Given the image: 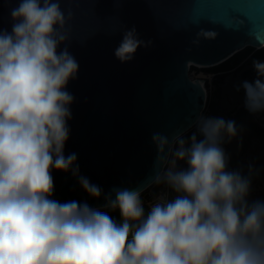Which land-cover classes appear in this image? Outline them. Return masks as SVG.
Masks as SVG:
<instances>
[{"label": "clouds", "instance_id": "obj_1", "mask_svg": "<svg viewBox=\"0 0 264 264\" xmlns=\"http://www.w3.org/2000/svg\"><path fill=\"white\" fill-rule=\"evenodd\" d=\"M10 18L11 31L0 29V264H264V200L249 198L250 177L229 169L223 147L238 135L234 120L200 115L187 138L153 134V175L105 193L64 151L79 64L60 0H19ZM216 36L201 29L192 43ZM143 44L132 28L114 54L131 61ZM252 67L255 79L237 91L256 114L264 61ZM54 170L105 203L54 199ZM161 186L146 208L143 193Z\"/></svg>", "mask_w": 264, "mask_h": 264}, {"label": "water", "instance_id": "obj_2", "mask_svg": "<svg viewBox=\"0 0 264 264\" xmlns=\"http://www.w3.org/2000/svg\"><path fill=\"white\" fill-rule=\"evenodd\" d=\"M18 2L0 0V29L11 31L10 9ZM60 5L66 18L71 12L67 47L79 64L66 88L74 101L64 151L77 155L80 174L105 193L145 183L157 157L153 134L185 133L202 115L207 92L191 77L190 63L212 67L247 46H264V0H60ZM132 28L144 44L122 63L114 53ZM201 29L216 32V38L193 44ZM244 71L221 84L222 95L234 100L231 110L244 103V92L237 91ZM224 111L213 103L212 117H224ZM53 177L54 199L105 203L103 197L90 198L70 172L54 170Z\"/></svg>", "mask_w": 264, "mask_h": 264}, {"label": "flooded vegetation", "instance_id": "obj_3", "mask_svg": "<svg viewBox=\"0 0 264 264\" xmlns=\"http://www.w3.org/2000/svg\"><path fill=\"white\" fill-rule=\"evenodd\" d=\"M256 49L239 66L224 71H210V82L207 84V100L202 115L212 117L211 107L217 103L225 111L223 118L225 120H234L238 128V135L230 143L228 149H225L229 155V169L238 170L243 175L251 179L250 199L264 200V112L252 114L244 107V103L237 105L236 109L231 110L234 100L230 93L222 95L221 84L224 83L227 75L237 73L242 67L245 68L241 78L243 80H253L255 72L252 67L253 56ZM256 60L264 61V54L258 55ZM241 82H238L240 84ZM240 93L243 92L241 88ZM240 99V96L237 97ZM195 125L183 133L185 138L194 132ZM183 166V165H181ZM171 195H174L170 193Z\"/></svg>", "mask_w": 264, "mask_h": 264}, {"label": "trees", "instance_id": "obj_4", "mask_svg": "<svg viewBox=\"0 0 264 264\" xmlns=\"http://www.w3.org/2000/svg\"><path fill=\"white\" fill-rule=\"evenodd\" d=\"M254 49L255 48L252 46H247L243 50L235 53L233 56H231L229 59H227L223 63L213 66L212 71H224V70H228L233 67L239 66L241 62H243L246 58L250 56V54L252 53ZM263 54H264V46L256 49L255 55H251V56H253V60H256V57L258 55H263ZM111 215H113L114 218L119 219L118 212L111 213Z\"/></svg>", "mask_w": 264, "mask_h": 264}, {"label": "bare ground", "instance_id": "obj_5", "mask_svg": "<svg viewBox=\"0 0 264 264\" xmlns=\"http://www.w3.org/2000/svg\"><path fill=\"white\" fill-rule=\"evenodd\" d=\"M191 64H195L196 67H206L208 65H203V64H199V63H195L192 62ZM190 75L193 79H200L203 87L205 88L206 92L208 91L207 88V84H206V79L207 78H211V74H208L206 71H204L203 69H201L200 71L196 72V71H192V68H190Z\"/></svg>", "mask_w": 264, "mask_h": 264}, {"label": "built area", "instance_id": "obj_6", "mask_svg": "<svg viewBox=\"0 0 264 264\" xmlns=\"http://www.w3.org/2000/svg\"><path fill=\"white\" fill-rule=\"evenodd\" d=\"M194 66H195V64L190 63V68L194 67ZM162 191H165V189L161 186V187H154V188L150 189L149 191H146L143 193V199L145 201L146 208L148 206V203L153 200V193H160ZM169 195L171 196L170 193H169Z\"/></svg>", "mask_w": 264, "mask_h": 264}, {"label": "rangeland", "instance_id": "obj_7", "mask_svg": "<svg viewBox=\"0 0 264 264\" xmlns=\"http://www.w3.org/2000/svg\"><path fill=\"white\" fill-rule=\"evenodd\" d=\"M255 49H258V48H255ZM191 68H192V71H196V72H198V71H200L201 69H203V70L206 71L208 74H209L210 71L213 70V66H212V67H202V68L194 66V67H191ZM206 82H210V78H207V79H206ZM229 143H230V142H226V143H224L223 147H224L225 149H228V147H229Z\"/></svg>", "mask_w": 264, "mask_h": 264}]
</instances>
